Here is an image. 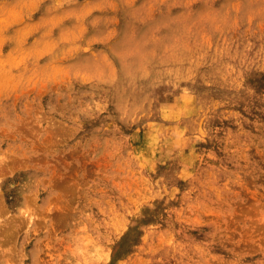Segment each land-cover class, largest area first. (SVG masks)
I'll return each mask as SVG.
<instances>
[{
    "label": "rangeland",
    "instance_id": "1",
    "mask_svg": "<svg viewBox=\"0 0 264 264\" xmlns=\"http://www.w3.org/2000/svg\"><path fill=\"white\" fill-rule=\"evenodd\" d=\"M0 264H264V0H0Z\"/></svg>",
    "mask_w": 264,
    "mask_h": 264
}]
</instances>
